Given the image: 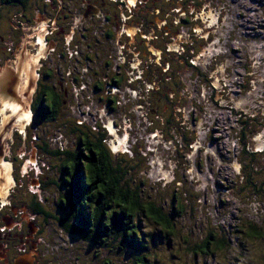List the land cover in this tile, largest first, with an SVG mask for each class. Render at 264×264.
<instances>
[{
    "label": "rangeland",
    "instance_id": "1",
    "mask_svg": "<svg viewBox=\"0 0 264 264\" xmlns=\"http://www.w3.org/2000/svg\"><path fill=\"white\" fill-rule=\"evenodd\" d=\"M187 2L143 0L132 13L130 20L144 24L145 31H151L147 27L158 29L157 37L148 34L141 39L148 42L143 45L148 56L135 53L139 51V42L138 50L130 51L135 58L131 69H138L136 60L145 63L146 79H143L141 92H128L127 99L122 90L115 95L108 94L107 97L115 101L118 96H124L116 103L113 115H109L104 113L106 110L102 101L95 103L100 108L93 103L90 89H79L80 84H77L64 95L65 112L71 121L77 119L80 125L94 129L98 121L110 122L113 118L118 125L122 124L118 117L124 114L132 122V125L126 123V131L119 129L118 135L109 134L112 138H108L107 142L112 151L120 146L124 147V153H130L125 151L127 147L133 149L129 159L133 164L141 160L142 165L135 172L126 170V182L131 188L140 190L139 182L147 178L148 185L144 184L141 188L144 190V204L149 205L150 199L161 209L162 216L172 218L175 234L170 239L152 216H142L138 220V226L149 244L153 264H264V0H189L188 3L196 4L192 7V14L190 11L178 14L179 8ZM128 13L123 20L125 23L130 21ZM184 21H189L190 25L182 26ZM0 23V34L7 41L18 37L19 33L11 26L13 21ZM193 24L205 29L204 40L196 39L203 45L199 48L195 46L192 54L188 50L182 52V45L191 49L190 44L194 42ZM166 26L170 28L171 39L167 38ZM62 29V26H57L55 31L59 35L51 36V44L59 45V49H63L65 39ZM121 31L125 42L117 41L114 45L113 51L118 54L116 58L123 56L127 42L125 30ZM159 49L164 51L163 54ZM52 53V59L56 60V51ZM188 53L195 57L192 67L181 59ZM10 55L11 52L8 57ZM6 59V54H0V70L7 66L9 59ZM55 63L52 62L53 69ZM78 66L79 63L70 67L75 69L67 73V77L82 81L89 78L88 82L92 83L91 77L84 75L86 72H78ZM195 67L196 70L193 69ZM65 70L62 68V73ZM173 80L188 91L179 94V88L170 83ZM161 96L165 101H161ZM128 98H131L129 107L125 106ZM180 102L187 108H180ZM167 104H172V108ZM64 121L63 118L46 127L42 135L44 142L39 141L36 135L31 138L30 148L34 149L31 156L36 155V159L23 154L19 159H15L14 155L7 157L8 163L13 161L14 171L18 173L17 169H23L25 176L34 172L39 184L45 182L44 178L50 182L58 177L59 164L48 160L45 154L42 156L35 145L43 143L59 149L66 141V145L69 144L66 149H77L79 143L75 134L74 140L59 138V127ZM38 127L39 124H36L34 128ZM79 127L82 132L85 131V128ZM148 169L149 173L146 172ZM138 171L143 173L138 176ZM175 176L177 179H174ZM13 189L16 192H12ZM25 192V185L19 183L16 186L12 180L7 194L4 192L1 197L0 203L7 200L8 210L0 215V220L8 224L13 218L14 228L9 229L12 235L4 229L0 231V243L6 244L8 238L11 248L23 246L28 251L32 245L27 235L32 232L25 229L24 223L29 226L34 222L41 227L32 239L39 247L38 264H134L140 257L130 248L118 249L114 233L111 245L109 242L106 244L108 239H103L104 243L97 246L76 234L79 230L70 233L60 227L62 224L55 216L44 219L43 216L32 215V211L24 205L25 202L31 205ZM61 193L57 185L50 189L45 184L42 192L39 191L47 211L57 217L60 214L63 221L70 214L63 209L57 211L54 205ZM67 194L70 196L71 191ZM176 196L178 203L173 204ZM179 203H182L181 206ZM173 206L177 213H174ZM74 225L77 226V223ZM251 226L255 230L250 232ZM213 232L227 243V247L216 251L213 256L211 252L203 254L198 245L203 242L202 238L205 240ZM19 258L24 259L25 254Z\"/></svg>",
    "mask_w": 264,
    "mask_h": 264
},
{
    "label": "flooded vegetation",
    "instance_id": "2",
    "mask_svg": "<svg viewBox=\"0 0 264 264\" xmlns=\"http://www.w3.org/2000/svg\"><path fill=\"white\" fill-rule=\"evenodd\" d=\"M26 1L28 2L24 3L19 0H0V22L7 20L13 21L14 24H11L13 27L12 29H15L19 33L18 37L15 39L9 38L8 41L0 34V54H6L7 59H9L7 66L0 70V190H3L5 187L8 188L12 180L15 182L16 186L21 183L25 185L26 196L29 199V202H31V205H28L26 202L24 205H27L32 211V215L43 216L44 219L55 216L56 219L60 218L61 220L62 218L60 217V214L59 217L51 215L50 212L43 207L44 200L43 196H40L39 191L42 192L43 185L45 184L50 189L52 186L55 187V185H57L63 193L59 194V199L55 200V208L57 211L63 209L68 213L65 199H68L69 196L67 194V188L62 184V177H55L57 183H51V185L50 182L54 178H52L50 182L47 181L48 178H44L45 182L42 180L44 183L41 182L39 184L36 182V178H34V172L31 171V173H29L30 175L25 176L26 173L23 169L21 171L17 169V173L11 165L13 161L8 163L6 158H12L15 156V159H19V156L23 154L28 158L31 157L36 159V155H33V157L31 156V153L34 150H31L30 148L31 138L36 135L39 141H43L44 139L42 135H44L43 133L46 130V127H49L50 123L56 121L50 120L53 113L51 112L50 107L45 106L46 102H50V105H54L57 100L61 101L62 105L59 108L60 110L58 109L57 111L61 116L64 115L67 117V112H65L67 110V105L64 95L65 93L67 94L68 91H71L69 88L73 89L77 84H80L79 89H83V87L90 89L93 103L95 104L102 101L104 103L102 106L104 107V110H106L104 113H108L109 115H113L112 110L117 107L116 103H119V99L124 96H118V99L115 101V99H109L107 97L108 94L112 93L115 95L121 93L119 91L122 90L127 99L126 94L128 92L132 91L137 94L138 92H141V88L143 87L142 84L144 83L143 79H146V77H144V70L146 69L145 63L140 59L138 61L136 60V62H138V69H131L135 58L131 55L130 51L133 49L138 50L139 48V51H135V53H141L142 57L144 55L148 56V54L144 52L143 47L144 43L148 42H144L141 39L142 37L144 38L143 35L148 34L151 36L154 35L155 37L158 29L156 27H147L151 30L150 32H147L145 31L144 24H136V22L130 20L135 8H139L141 3H143V0ZM188 2L183 3L182 7L179 8L178 14H188L189 11L190 14H192V7H196V4ZM191 2H194V0H191ZM126 12H129L127 18L130 21L125 23L123 20L126 17ZM178 14H176L177 18H179ZM146 15H148V13H146ZM184 22L185 24L182 26H185L186 24L187 26L190 25L189 21ZM56 25L62 26L64 29L65 26L67 27L66 32L64 29L61 31V33L65 34V39L62 42L63 49H59V45L56 46L55 43L51 44V36L59 35V33H56L55 31L57 28ZM122 29L125 30L124 34H126L125 40L127 42L124 44L125 49L123 50V56L121 57L119 55V57L116 58L118 54L116 55V52L113 51L114 45H116L117 41L121 43L125 42L121 31ZM140 29L141 33L139 34ZM191 29V32L195 35L194 42L192 41L190 44L191 49H185V45H182L181 51L188 50V52L191 51L192 54V51L195 48L194 45L196 39L201 40L202 37L205 38V29H203V27L200 28L199 26L196 27V24H193ZM165 32L167 38L170 37L171 39L172 35H169L171 34L169 26H166ZM196 35L199 37L197 38ZM90 40H92V42H90ZM137 43L139 45L138 48ZM2 44L6 46H3ZM135 44L136 46H133ZM53 50L56 51L54 57L57 61L52 59ZM159 50H161V53L163 54L164 51L162 49ZM10 52L11 55L8 57ZM183 58L189 59L191 58V55L188 53V56ZM146 59L149 58L146 57ZM194 60L195 57H193V61ZM53 61L57 63L54 64V69L52 68ZM79 61H81L82 66ZM190 61L194 64L192 60ZM77 63H79L77 69L78 72H86L84 75L91 77V80L93 81L92 83L88 82L90 80L89 78H85V80L83 79L82 81L81 79L67 77V73L75 69L70 67H76ZM62 68L66 69L64 73H62ZM7 72L14 75L15 86H13V84H7L6 82H4L5 85H3L8 93L14 98L9 96L3 97L1 95V88L4 87L1 85L3 83L2 79ZM170 83L172 86L174 85L175 88L178 87L176 84H179L178 82H175V80ZM82 95L85 97L83 92ZM128 99L129 102H127L128 104L125 103V106L130 105L131 98ZM95 105L100 108L99 104ZM119 117V122L123 121L122 124L119 123L118 125L115 122L116 119L113 118V121L110 122L98 121L96 126L97 128L102 126V128L106 130L107 136L109 134L118 135L117 133H119V129H124V131H126V127L128 126L126 124L127 122L132 125V122L126 118L125 114ZM69 122L70 121L68 120L64 121V124L59 127V132L61 134L59 135V138L65 137L67 140H74L75 134L78 138L77 143H79L77 149H79L81 142L84 139V131L82 132L81 127L79 126H82L83 128L84 126L80 125L77 119ZM36 124H39L37 129L34 128ZM124 134H126V132ZM109 138L112 137L109 136ZM46 145L47 144L44 145L43 143L38 145L36 143L35 149L39 150L42 156L45 154L48 160L52 159L48 156L46 150H44V146L48 147L49 150H69L66 149L69 146V144L66 145V141L63 142V145L61 146L62 148L59 149H57L56 146L52 148L49 144ZM108 146L112 150L110 143H108ZM129 148L130 147H127L125 151L129 150ZM77 149L71 150L75 151ZM123 149L124 147L120 146L112 152L115 155H119L124 153ZM9 151L10 154L7 155V152ZM14 165L16 166L15 162ZM59 166L62 174L61 169H67V167L64 166V160H60ZM12 169L14 172H12ZM37 184L39 185L37 186ZM12 192H16V190L13 189ZM85 193L86 191L83 190L81 193L82 196H84ZM21 199L24 200L23 197H21ZM8 200L10 202V199ZM36 201L39 202L41 206L36 208ZM60 204H62V206ZM6 205L7 200L0 203V215L8 210ZM13 223V218H10L8 224H3L0 220V231L4 229L8 231V235H12V233L9 232V229H11V227L14 228ZM24 227L28 231L30 229V232H32L29 233V236L27 235L32 243H30V245H32L31 249L28 248L27 251V248L23 246L13 249L9 244L11 243V240L6 238L8 241L6 244L0 243V264H38V257L40 255L38 254L39 252L37 249L39 250V247L32 239L37 235V231L41 230L40 224L33 222L32 225L28 226L24 223ZM60 227H63V225H60ZM69 232L74 233L71 231ZM108 232V239L111 240V235H113L114 231L109 228ZM79 236L84 239L82 235ZM102 237L103 232L101 233L100 239ZM20 242H22V240H20ZM23 254H25V258H19Z\"/></svg>",
    "mask_w": 264,
    "mask_h": 264
},
{
    "label": "trees",
    "instance_id": "3",
    "mask_svg": "<svg viewBox=\"0 0 264 264\" xmlns=\"http://www.w3.org/2000/svg\"><path fill=\"white\" fill-rule=\"evenodd\" d=\"M19 1L28 2L26 0ZM202 45L200 42L195 41L194 46L196 48ZM181 59H185L186 65L192 67L193 63L190 60L193 61V57L189 59L182 57ZM193 62L195 64V61ZM193 69L196 70L197 68ZM176 85L178 86L176 88H179V94L180 92L186 93L188 91V88L181 84ZM172 92L174 93L175 91ZM162 96L161 101H165V98ZM49 103L46 102L45 106L50 107L53 113L50 120L62 121L65 116H61L57 111L62 105L61 101L57 100L56 105H50ZM179 104L181 105L180 108H187L186 104L182 102ZM167 105H170L171 108L173 106L172 104ZM64 119L65 121H71L67 117ZM84 128V139L81 142L80 148L75 151L71 149L67 151L49 150L48 147H43L52 161L55 160L53 162L60 165V160H64V166L67 167V169H61L62 174L60 172L58 176L59 178L62 177V184L67 188V191H71L69 198L65 199L70 217L63 219V221L59 218L63 228L74 233H76L75 231H80L77 234L82 235L83 240L91 244L94 243L97 246L103 243V239H108V229L110 228L116 235V241L114 240V242L118 243V249L121 250V247H127V249L130 248L131 251L140 255L134 264H153L150 261L149 244L146 243L145 236H143L138 226V220L142 216H148L149 218L152 216L157 224L162 225L165 230V233H163L170 239L175 234L173 232L172 218L162 216L161 209L157 207L155 202H151L150 199L149 205L144 204V190L141 188L144 184L148 185L145 181L147 178H142L143 180L139 182L140 190L131 188L129 183L126 182V170L135 172L142 165L141 160L133 164L129 159V154L133 153V149L130 148L131 151L128 150L130 153L126 152L115 155L107 144L109 135L107 136V132L102 126L95 128L97 130L87 125ZM134 151L138 152L135 149ZM146 172L149 173L150 169ZM137 173L140 176L143 171H138ZM174 179H177L176 176ZM179 182L180 180L177 181V183ZM51 183H57V180L54 178L50 182V185ZM83 190L86 191V195L84 194V196L81 194ZM258 193L261 194V192ZM35 203L36 208L41 206L39 202L36 201ZM174 203H178L177 196L174 197ZM179 204L181 206L182 203ZM60 205L62 206V204ZM43 207L47 210L46 206L43 205ZM173 208L174 213H177V209L174 206ZM50 214L54 215L53 213ZM74 223H77V226ZM252 230H255V228L251 226L249 231L251 232ZM102 232L103 237L100 239ZM202 240L203 242L198 245V249L203 254L211 252L213 256L216 251H223L227 247V243L223 239H219L214 232L209 233L208 237L205 240L202 238ZM108 242L111 245V240L108 239L106 244Z\"/></svg>",
    "mask_w": 264,
    "mask_h": 264
},
{
    "label": "water",
    "instance_id": "4",
    "mask_svg": "<svg viewBox=\"0 0 264 264\" xmlns=\"http://www.w3.org/2000/svg\"><path fill=\"white\" fill-rule=\"evenodd\" d=\"M2 86H4L5 84H4V82H6L7 84H10V85H12L13 84V86H15L14 85V83H15V78H14V75H12V73H10V72H7V73H5V75H4V77H3V79H2ZM4 84V85H3ZM1 95L3 96V97H7V96H9V97H12V98H14L13 96H11L9 93H8V91L5 89V86L3 87V88H1ZM21 104V103H20Z\"/></svg>",
    "mask_w": 264,
    "mask_h": 264
},
{
    "label": "bare ground",
    "instance_id": "5",
    "mask_svg": "<svg viewBox=\"0 0 264 264\" xmlns=\"http://www.w3.org/2000/svg\"><path fill=\"white\" fill-rule=\"evenodd\" d=\"M28 106V105H27ZM5 165V164H4ZM9 171V170H8ZM5 172V171H4ZM2 175V174H1ZM5 175V174H4ZM9 175V174H8ZM1 178V177H0ZM7 189L8 188H4L3 190H0V196L2 197V195L4 194V192H5V194H6V191H7Z\"/></svg>",
    "mask_w": 264,
    "mask_h": 264
}]
</instances>
